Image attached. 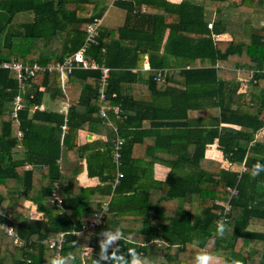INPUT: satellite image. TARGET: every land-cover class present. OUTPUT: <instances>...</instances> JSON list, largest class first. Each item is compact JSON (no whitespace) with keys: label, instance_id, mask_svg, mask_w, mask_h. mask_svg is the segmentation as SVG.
<instances>
[{"label":"trees","instance_id":"16d2710c","mask_svg":"<svg viewBox=\"0 0 264 264\" xmlns=\"http://www.w3.org/2000/svg\"><path fill=\"white\" fill-rule=\"evenodd\" d=\"M109 3L123 14L115 26L101 22L108 0H0V62L12 57L26 63L61 61L80 48L87 27L98 20L95 42L87 46L86 55L110 67L105 101L97 91L99 69L76 68L65 76V85L56 71L28 78L18 122L10 116L18 83L0 68V222L12 225L22 240L15 245L0 229V250H19L14 264H48L54 251L43 241L79 228L101 210L102 203L93 196L110 195L100 225L65 236L61 252L66 264H131L129 249L143 264H192L201 249L221 264L233 259L264 264V172L254 178L249 174L255 163L264 164V138L259 139L264 130V22L243 23L240 31L219 36L231 5L251 13L264 10V0ZM145 61L150 70L141 69ZM160 68L168 71L156 80ZM245 69L257 70L239 90V70ZM46 90L69 102L66 113L37 109ZM102 103L120 104L122 110L116 124L125 138L123 176L113 189V131L99 116ZM199 109H219V114L202 122L189 117V110ZM62 124L67 125L65 132ZM81 130L108 138L81 145ZM151 138L154 142L144 141ZM213 144L221 160L206 157ZM17 145L23 149L22 159L12 158ZM151 145L173 157L166 161L169 172L163 180L144 184L137 175L136 151ZM83 162L100 184L79 183ZM28 163L42 167L28 169ZM242 164L247 171L241 170ZM150 187L160 190L155 201ZM53 190L62 198V209L47 204ZM227 200L226 219L220 220L227 231L217 238L215 226ZM25 201L39 204L44 219L23 217ZM7 209H14L15 217L8 218ZM118 231L120 239L103 249L95 245L96 251L80 263L70 253L90 245L94 233L104 235V244L106 233ZM133 232L143 235L144 242L123 237ZM155 241L162 243L159 258L147 246Z\"/></svg>","mask_w":264,"mask_h":264},{"label":"crops","instance_id":"0c3cea01","mask_svg":"<svg viewBox=\"0 0 264 264\" xmlns=\"http://www.w3.org/2000/svg\"><path fill=\"white\" fill-rule=\"evenodd\" d=\"M237 10L236 8H234ZM119 10V9H118ZM113 14L114 17H118V13L120 16V21L119 23L123 20V14L121 10H119ZM232 10H226V12L230 13ZM256 12L260 18L258 19H250L249 22L252 23H257V24H262L264 22V10L263 9H257L253 10L250 13V16ZM228 13L225 14V20H226V28L225 32L223 35L219 36H228L232 31H240L242 24L244 23V19L241 17L239 18H234L230 16ZM242 13V12H240ZM249 14V13H248ZM215 16L214 13H212L213 18ZM252 17V16H251ZM29 18V16L27 17ZM252 20V21H251ZM118 23V24H119ZM142 70H150L149 63L147 61L144 62L143 67L141 68ZM249 69L245 70H239L238 74V81L240 82V88L239 90H244L243 88L246 87V83L251 79L248 73ZM246 72V73H245ZM69 102L66 99L61 98L60 96L52 97L51 92L49 90H46V92L43 94L42 98V103L40 106L37 107V109H49L53 111H57L60 113H66L67 108H68ZM35 108H31L30 110V115L33 113V110ZM214 110L215 112H212ZM122 113V110H121ZM219 114V109H199V110H189L188 115L189 117L193 119H197L199 122L206 121L207 117L210 115H217ZM111 117L113 118V115L111 114ZM150 122L147 120L145 122V126L149 127ZM107 127V125H106ZM113 137V135H112ZM111 137V138H112ZM107 136H104L102 139H100L98 136L89 134V132L81 130L79 132L78 136V144L84 145L87 142L94 141L96 139H100L101 142L107 140ZM264 138V130L259 133V139ZM144 141H149V142H154V139L151 138L149 140H144ZM101 144V143H100ZM156 144V143H155ZM152 146V145H151ZM156 145H153L152 147L144 149L143 147L138 146L137 151H136V170H137V175H139L141 182L144 184H150L153 180H163L167 173L169 172V165L167 164V160L170 159V157H173L171 154L161 152L157 149H155ZM215 145L213 144L211 148H209L206 151V157L207 158H214L217 160L222 159V154L219 150L214 148ZM24 152L23 149L20 145H17L13 151H12V158L13 159H22L24 158ZM30 165L32 167L38 168L42 167V165H34L31 163L27 164V168L31 169ZM78 181L82 186H94L100 184V178L98 175L94 176H89L87 172V166L86 163L83 162V169L82 171L78 174ZM140 186V184H137ZM152 196V200L155 201L159 196L160 190L157 188L150 187L149 188ZM143 192L144 190L141 189ZM111 198L110 195H94L93 199L96 201H100L102 204L104 202L109 201ZM48 204V203H47ZM14 209H7L6 210V215L8 218L15 217L13 214ZM23 217L25 218H30V219H44V211L42 207L39 204L33 203L31 201H25L24 202V211H23ZM17 232V231H16ZM7 234V233H6ZM8 235V234H7ZM126 239L135 241L136 243H143V235L133 232V233H127L125 236H123ZM13 238V237H12ZM20 238V237H19ZM104 240V235L101 233H94L91 238H90V245L85 246L84 248L81 247H76L70 252L71 254L75 255V258L77 262H81L85 258H89L90 255L96 251L95 245L100 246L103 244ZM13 243L16 245V243L13 240ZM22 245V240L21 244ZM96 246V247H97ZM147 246L149 248V253L153 257H161L163 254V251L161 250L162 243L161 242H150L147 243ZM90 250V251H89ZM21 256V252L17 250L15 253H12L10 251H2L0 250V264H14V261L16 258Z\"/></svg>","mask_w":264,"mask_h":264},{"label":"built area","instance_id":"2783aa9c","mask_svg":"<svg viewBox=\"0 0 264 264\" xmlns=\"http://www.w3.org/2000/svg\"><path fill=\"white\" fill-rule=\"evenodd\" d=\"M98 23L99 21L96 20L94 23L90 24L87 27V34L80 48L61 61H55V62L48 61L46 63H39V62L26 63L18 60L15 57H12L11 59L0 62V68L8 70L18 83V92L15 94L13 98L12 109L10 110V116L13 121L18 122V111L24 106L22 102V91L24 89L26 80L38 73H44L46 71L58 72L61 76L62 84L65 85V76L76 68L99 69L100 77H99L97 91L100 99L102 101L106 100L110 67L104 64H99L94 59L89 58L86 55L87 46L90 43L95 42L94 36L96 34V28ZM208 26L209 27L212 26L211 22L208 23ZM256 70L257 69L248 70L250 78L253 76ZM262 70L264 71V67L262 68ZM167 71H168L167 68L157 69L155 74V79L156 80L162 79L166 75ZM114 96L115 93H112L111 97ZM98 113L103 123L109 126L113 131V137L111 139V148H112L111 160L116 169V175L112 182V189H113L115 185L119 182L120 178L123 176V171L121 170L120 167L122 165L121 157H122V150H123L125 138L122 135H120L118 126L116 124V120L121 118V106L120 104L113 106L110 104L102 103L98 110ZM111 114L113 115V118L111 117ZM62 129L65 132L67 130V125L62 124ZM21 134H22L21 131H18V136H21ZM30 167L32 168V165H30ZM241 170H245L244 164H242ZM55 185L56 183H54V186ZM228 190L231 193L237 192L236 188L228 187ZM108 202L109 201L104 202L101 205V210L99 212H96L91 217L84 219L81 222L79 228H72L70 230L60 231L55 237L45 239L43 241V244L53 249L54 258L58 256L62 257V252H61L62 245L65 241V236L67 234L81 233L88 229H92L100 225L103 219V215L108 209ZM47 203L48 205H54L62 209V198L59 197L54 190H53V196L47 200ZM222 204L224 206V210L222 212H219V221L226 219L225 213L228 211L230 207V203L228 200L222 202ZM0 229H3L9 236L13 237V240L16 244L19 245L21 244V239L19 238L16 230L13 228L12 225H10L5 221H1Z\"/></svg>","mask_w":264,"mask_h":264},{"label":"clouds","instance_id":"9594fccd","mask_svg":"<svg viewBox=\"0 0 264 264\" xmlns=\"http://www.w3.org/2000/svg\"><path fill=\"white\" fill-rule=\"evenodd\" d=\"M247 171L248 169L245 168ZM261 172H264V164H261L259 162L255 163L249 174L251 177H256L260 175ZM227 231L226 225L223 221H217L215 226V232L214 236L217 238H223L225 235V232ZM107 240L104 242V244L101 245L102 249L106 247L107 244L120 239L121 234L118 231L115 235L107 234ZM193 247H196V244H193ZM90 251V250H89ZM129 254L132 255V261L131 264H143V261L139 258V256L135 253L134 249H129ZM118 260L122 261V257H118ZM48 264H66V259L64 257H55L49 260ZM192 264H221V261L218 257L213 256L208 251L201 249L193 258ZM223 264H229L228 261H224ZM230 264H242L240 260H231Z\"/></svg>","mask_w":264,"mask_h":264},{"label":"rangeland","instance_id":"374dc122","mask_svg":"<svg viewBox=\"0 0 264 264\" xmlns=\"http://www.w3.org/2000/svg\"><path fill=\"white\" fill-rule=\"evenodd\" d=\"M109 1H111V0H108V5H107V9L105 10V12H104V14H103V17H102V19H101V22L104 24V25H109V26H115V25H117L118 23H119V21H120V16H119V13H118V17H114L113 16V14L116 12V10L118 11V12H120L119 10H118V8L114 5V4H112V3H109ZM233 9V11L232 12H230V13H228V12H226V13H228L230 16H232V17H234V18H239V17H241L242 19H244L245 21H244V23H248L249 21H250V19H253V20H255V19H258V18H260V15L259 16H257L258 14L256 13V12H254L251 16H250V13L248 14V13H245V12H242V13H240V11L239 10H235L234 9V6L233 5H231L229 8H228V10H232ZM18 18H26V17H23V16H20V15H18L17 16ZM252 21V20H251ZM246 73V72H245ZM245 88V87H244ZM243 88V89H244ZM212 112H215L214 110H212ZM216 257V256H215Z\"/></svg>","mask_w":264,"mask_h":264}]
</instances>
